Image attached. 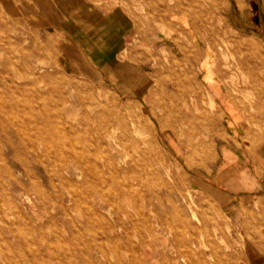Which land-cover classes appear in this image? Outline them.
<instances>
[{
  "label": "rangeland",
  "instance_id": "374dc122",
  "mask_svg": "<svg viewBox=\"0 0 264 264\" xmlns=\"http://www.w3.org/2000/svg\"><path fill=\"white\" fill-rule=\"evenodd\" d=\"M83 2L0 0V264H264V0Z\"/></svg>",
  "mask_w": 264,
  "mask_h": 264
},
{
  "label": "crops",
  "instance_id": "0c3cea01",
  "mask_svg": "<svg viewBox=\"0 0 264 264\" xmlns=\"http://www.w3.org/2000/svg\"><path fill=\"white\" fill-rule=\"evenodd\" d=\"M84 2V8L82 4V8L80 7L79 10V30H94L96 33L101 32L103 34V38H108L109 35L112 34L113 37L120 38L121 35H126L130 30H134V26H130L132 23H130V14L126 10H120L118 8H111L106 9L105 5L104 7L99 10L98 15H100L99 19H96L94 22L92 20H89L87 17L89 16V13L87 12V3L88 0H83ZM235 7L237 13L236 15L240 18V21L242 22L243 17L248 16L249 14V3L248 0H229ZM84 9V11H83ZM48 12L45 11V14L47 15ZM84 21H82V19ZM83 22V23H82ZM120 36V37H119ZM111 37V36H110ZM102 47H112V45L109 46V44H101ZM215 99V97H214ZM216 101V99H215ZM217 103V101H216Z\"/></svg>",
  "mask_w": 264,
  "mask_h": 264
},
{
  "label": "bare ground",
  "instance_id": "6f19581e",
  "mask_svg": "<svg viewBox=\"0 0 264 264\" xmlns=\"http://www.w3.org/2000/svg\"><path fill=\"white\" fill-rule=\"evenodd\" d=\"M259 55V54H258ZM206 85V84H205ZM209 101H210V107L212 108V109H214V108H216L217 107V103H216V101H215V99H214V97H212L211 96V94L209 95ZM142 104V103H141ZM143 110V109H142ZM98 114V113H97ZM96 115V114H95ZM97 117H99V116H97ZM153 117V116H152ZM207 120L203 123V125L205 126V127H210V126H212L213 127V125H214V122H215V120L216 121H220V117L218 116V115H214V116H212V117H209V118H206ZM137 126L141 129L142 127L144 128V129H147L149 132H153L152 131V127H153V125L151 126L149 123H144V120H140V119H138L137 120ZM165 126V125H164ZM210 130V129H209ZM104 134V133H103ZM103 134H101V135H103ZM152 135H154V134H152ZM155 136V135H154ZM102 138H103V136H102ZM152 140H154V138L152 139ZM154 142H155V140H154ZM153 144V143H152ZM154 146V145H153ZM151 148V147H150ZM149 148V149H150ZM147 150V149H146ZM155 150V149H154ZM157 151V150H156ZM158 153H159V151H157ZM156 153V152H155ZM161 153V152H160ZM159 153V154H160ZM147 155V154H146ZM151 155V154H150ZM158 155V154H157ZM151 157V156H150ZM153 157H155V156H153ZM121 163V162H120ZM124 164V163H123ZM123 164H121V165H123ZM80 172V171H79ZM67 174V173H66ZM81 174V173H80ZM194 213V212H193ZM194 216V215H193ZM196 220V219H195Z\"/></svg>",
  "mask_w": 264,
  "mask_h": 264
}]
</instances>
